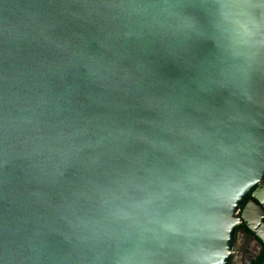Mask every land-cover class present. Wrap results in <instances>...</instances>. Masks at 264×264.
<instances>
[{
  "label": "water",
  "instance_id": "95a60500",
  "mask_svg": "<svg viewBox=\"0 0 264 264\" xmlns=\"http://www.w3.org/2000/svg\"><path fill=\"white\" fill-rule=\"evenodd\" d=\"M262 243L264 0H0V264Z\"/></svg>",
  "mask_w": 264,
  "mask_h": 264
},
{
  "label": "trees",
  "instance_id": "16d2710c",
  "mask_svg": "<svg viewBox=\"0 0 264 264\" xmlns=\"http://www.w3.org/2000/svg\"><path fill=\"white\" fill-rule=\"evenodd\" d=\"M264 263V247L262 249L261 254L257 257V259L253 262V264H263Z\"/></svg>",
  "mask_w": 264,
  "mask_h": 264
},
{
  "label": "flooded vegetation",
  "instance_id": "af4514ba",
  "mask_svg": "<svg viewBox=\"0 0 264 264\" xmlns=\"http://www.w3.org/2000/svg\"><path fill=\"white\" fill-rule=\"evenodd\" d=\"M263 247H264V243H262L261 252H262ZM253 251L256 252V248H255V247L253 248ZM260 254H261V253H260ZM254 256H255V255H254L253 253H250V255H248V256L246 255L247 258L251 259V264H253V262L256 260V259H255V260H252V258H253Z\"/></svg>",
  "mask_w": 264,
  "mask_h": 264
},
{
  "label": "crops",
  "instance_id": "0c3cea01",
  "mask_svg": "<svg viewBox=\"0 0 264 264\" xmlns=\"http://www.w3.org/2000/svg\"><path fill=\"white\" fill-rule=\"evenodd\" d=\"M234 264H245V257L243 256L242 259L238 258L237 260H235Z\"/></svg>",
  "mask_w": 264,
  "mask_h": 264
}]
</instances>
